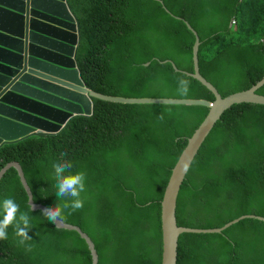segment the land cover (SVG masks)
<instances>
[{"label": "trees", "instance_id": "trees-1", "mask_svg": "<svg viewBox=\"0 0 264 264\" xmlns=\"http://www.w3.org/2000/svg\"><path fill=\"white\" fill-rule=\"evenodd\" d=\"M70 5L80 25L78 67L86 87L98 94L214 103L199 82L163 64L194 72L195 37L184 21L200 38V73L222 98L263 79L264 0H71ZM180 79L190 81L187 95L178 92ZM257 93L264 96V87ZM93 103L92 117L74 118L57 135L4 146L0 171L18 162L34 201L54 207L62 201L55 194L53 164L71 161L73 173H86V191L83 208L65 212L64 222L93 239L99 264H160L161 201L173 167L209 109ZM9 197L32 217L31 239L20 244L10 227L8 238L0 240V264H92L79 233L30 211L15 168L0 181V201ZM243 215L264 217V106L249 104L226 111L207 137L175 212L179 227L195 229L219 228ZM176 264H264V221L245 218L218 234L183 233Z\"/></svg>", "mask_w": 264, "mask_h": 264}, {"label": "water", "instance_id": "water-1", "mask_svg": "<svg viewBox=\"0 0 264 264\" xmlns=\"http://www.w3.org/2000/svg\"><path fill=\"white\" fill-rule=\"evenodd\" d=\"M70 1L0 0V149L29 137L57 135L74 118L92 117L94 100L122 105L205 107L209 109V114L188 140L173 167L161 201L160 264H176L178 238L183 233L218 234L245 218L264 221L261 216L243 215L219 228L195 229L179 227L175 216L176 202L188 171L224 113L237 105L264 106V96L257 93L264 87V76L250 90L222 98L218 90L200 73V38L184 21L187 30L195 37L192 59L194 72H183L172 62L163 64L168 63L176 73L199 82L213 94L214 103L205 100L124 99L98 94L86 87L78 67L81 33ZM163 10L170 15L165 8ZM174 19L180 21L176 17ZM11 168L17 170L32 211L46 208V205L34 201L18 162H10L1 169L0 181ZM53 224L58 229L79 233L89 247L92 264H99L93 239L80 227L64 221Z\"/></svg>", "mask_w": 264, "mask_h": 264}, {"label": "clouds", "instance_id": "clouds-1", "mask_svg": "<svg viewBox=\"0 0 264 264\" xmlns=\"http://www.w3.org/2000/svg\"><path fill=\"white\" fill-rule=\"evenodd\" d=\"M234 23L232 26L236 25ZM189 88V80H179L178 92L180 95H187ZM159 118L163 119V115ZM72 168L73 164L68 160L53 164L56 182L55 194L58 197V201H62V203L57 202L54 207L49 206L42 210L41 214L47 217L49 222L61 223L66 219L65 212H67V215H71L84 206V200L81 198V194L86 191V173L83 171L73 173ZM29 209L32 211V205L30 204ZM31 221L32 217L29 215V212H21L20 205L13 198H4L0 201V240H6L8 238V229L12 227L15 235L19 238V243L22 245L25 244L27 240L31 239L28 235L30 229H32ZM28 250L30 251L31 248L29 247Z\"/></svg>", "mask_w": 264, "mask_h": 264}, {"label": "rangeland", "instance_id": "rangeland-1", "mask_svg": "<svg viewBox=\"0 0 264 264\" xmlns=\"http://www.w3.org/2000/svg\"><path fill=\"white\" fill-rule=\"evenodd\" d=\"M233 27H235V28H236V25H235V26H233ZM166 62H171V61H166Z\"/></svg>", "mask_w": 264, "mask_h": 264}, {"label": "built area", "instance_id": "built-area-1", "mask_svg": "<svg viewBox=\"0 0 264 264\" xmlns=\"http://www.w3.org/2000/svg\"><path fill=\"white\" fill-rule=\"evenodd\" d=\"M235 24V23H234Z\"/></svg>", "mask_w": 264, "mask_h": 264}]
</instances>
